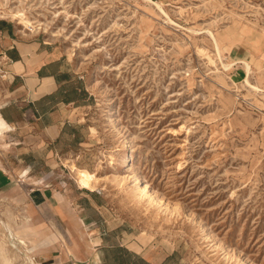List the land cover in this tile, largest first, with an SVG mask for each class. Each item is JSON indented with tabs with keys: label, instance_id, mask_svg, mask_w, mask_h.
Returning <instances> with one entry per match:
<instances>
[{
	"label": "rangeland",
	"instance_id": "1",
	"mask_svg": "<svg viewBox=\"0 0 264 264\" xmlns=\"http://www.w3.org/2000/svg\"><path fill=\"white\" fill-rule=\"evenodd\" d=\"M0 19L65 53L90 91L52 148L4 152L0 264H31L8 229L67 236L30 194L80 196L76 168L109 243L152 261L117 264H264V0H0Z\"/></svg>",
	"mask_w": 264,
	"mask_h": 264
},
{
	"label": "crops",
	"instance_id": "2",
	"mask_svg": "<svg viewBox=\"0 0 264 264\" xmlns=\"http://www.w3.org/2000/svg\"><path fill=\"white\" fill-rule=\"evenodd\" d=\"M69 64L65 53L18 29L11 21L0 19V119L8 126L0 136V162L6 150L19 152L28 147L36 151L46 144L52 148L64 137L70 126V112L90 98L84 77L67 68ZM17 167L13 166V170L19 171ZM84 187H76L80 196L73 195L71 199L57 184L31 191L30 196L38 199L35 205L55 214L68 234L63 239H26L27 247L35 248L28 255L22 254L24 259L31 264H117V247L124 245L109 243L113 232L98 226L94 218L103 207L102 199L90 187ZM80 215L88 237L75 236L81 229L76 223ZM77 246L85 249L80 253ZM125 248L131 251L126 245ZM109 253L114 257L110 258ZM132 255L152 262L139 251Z\"/></svg>",
	"mask_w": 264,
	"mask_h": 264
},
{
	"label": "bare ground",
	"instance_id": "3",
	"mask_svg": "<svg viewBox=\"0 0 264 264\" xmlns=\"http://www.w3.org/2000/svg\"><path fill=\"white\" fill-rule=\"evenodd\" d=\"M154 5V4H153ZM155 5H156V7H158V9H159V12H161V13H163L164 14V16H168L167 15V13H166V11L162 8V6L159 4V3H156L155 2ZM157 9V10H158ZM21 15V13L20 14H14V16L18 19V17ZM23 19V18H22ZM26 21V24L27 25H32L29 21H27V20H25ZM169 22V21H168ZM171 23V22H170ZM206 32V31H205ZM209 32V31H208ZM210 33V36H211V38H212V40H213V43H214V45H215V49H216V51H217V53H218V55L219 56H221V48H220V44H219V41H218V38L216 37V35H214L212 32H209ZM242 63H244V65H245V70H246V73H247V77H246V84H249L253 89H255V90H259V87L258 86H256V85H253V84H251L250 83V80H249V78H248V75H250V73H251V71H252V69H251V64L249 63V62H247V61H243ZM229 67H230V64H228V65H226V64H223V68H224V70H227V69H229ZM243 67V66H242ZM262 91V90H261ZM8 128V126L0 119V136L2 135V131L4 130V129H7ZM125 159H127V156L125 157ZM77 170V172H78V174L80 175V177L82 178V180L85 182V184L86 185H88V184H91L92 183V178L90 177V173H89V171H87V170H80V169H75V171ZM139 178V177H138ZM91 182V183H90ZM17 186V185H16ZM142 189H143V191H147L148 190V185L147 184H145L143 187H142ZM32 194V193H31ZM24 203V202H23ZM9 231V233L8 234H10V237H11V243H12V245L11 246H13V247H17V245L18 244H21V245H23V246H25V247H27V242H26V238H24V237H22L21 235H20V233L18 232V231H13V230H11V229H8ZM34 248L35 247H27V250H28V252L29 253H32L33 251H34ZM21 252V251H20Z\"/></svg>",
	"mask_w": 264,
	"mask_h": 264
},
{
	"label": "trees",
	"instance_id": "4",
	"mask_svg": "<svg viewBox=\"0 0 264 264\" xmlns=\"http://www.w3.org/2000/svg\"><path fill=\"white\" fill-rule=\"evenodd\" d=\"M117 254H120V255H129L132 258H134L133 255H132L133 253H131L129 250H127L126 248H123V247H119V248L117 247ZM129 256H128V258H129ZM118 259H119V257H118ZM134 260H140V259L136 257V258H134Z\"/></svg>",
	"mask_w": 264,
	"mask_h": 264
}]
</instances>
